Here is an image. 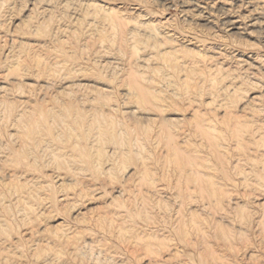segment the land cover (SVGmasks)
<instances>
[{
    "label": "rangeland",
    "instance_id": "obj_1",
    "mask_svg": "<svg viewBox=\"0 0 264 264\" xmlns=\"http://www.w3.org/2000/svg\"><path fill=\"white\" fill-rule=\"evenodd\" d=\"M0 264H264V0H0Z\"/></svg>",
    "mask_w": 264,
    "mask_h": 264
}]
</instances>
